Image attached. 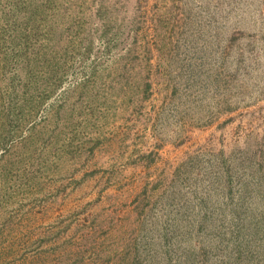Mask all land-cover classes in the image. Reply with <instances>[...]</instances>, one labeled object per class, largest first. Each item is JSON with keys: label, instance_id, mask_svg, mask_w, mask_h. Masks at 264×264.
Here are the masks:
<instances>
[{"label": "rangeland", "instance_id": "1", "mask_svg": "<svg viewBox=\"0 0 264 264\" xmlns=\"http://www.w3.org/2000/svg\"><path fill=\"white\" fill-rule=\"evenodd\" d=\"M0 264H264V0H0Z\"/></svg>", "mask_w": 264, "mask_h": 264}]
</instances>
